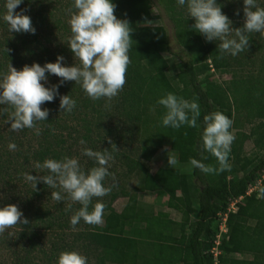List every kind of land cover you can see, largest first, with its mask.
Wrapping results in <instances>:
<instances>
[{"label": "trees", "instance_id": "16d2710c", "mask_svg": "<svg viewBox=\"0 0 264 264\" xmlns=\"http://www.w3.org/2000/svg\"><path fill=\"white\" fill-rule=\"evenodd\" d=\"M32 1L24 0L20 5L28 10ZM40 1L48 3L51 10L48 9L47 14L56 23V28L64 31L67 15L75 11L73 0ZM112 2L116 6L114 15L128 21L133 42L128 52L125 84L116 97L94 101L80 85L65 82L58 93L60 96L69 95L76 101L73 111L61 112L57 97L41 105L42 109L49 110L44 122H36L33 129L17 131H12L10 123H6L11 107L0 105V206H17L22 218L28 221L26 225L18 221L17 226L0 232V264H57L59 254L64 251L79 252L86 257L87 264H213L207 251L224 216L227 240L222 239L218 246V264H264V198L259 197V190L264 187V144L262 156L249 158L242 154L243 143L253 131L250 134L236 131L227 159V164H231L222 172L205 174L191 166L190 174H179L177 170L168 168L151 173L146 165L166 147L177 155L182 164H189L190 158H195L206 166L218 168L216 158L201 150V129L161 126L165 110L156 101L164 93L195 100L201 109L198 125H201L204 114L219 111L232 120L231 131L237 126V115L247 111V121L257 120L262 126L264 81L260 75L264 74L263 59L259 61V78H250L256 79L252 84L238 80L236 74H232L229 85L224 87L223 83L212 80L207 72L213 69L219 74L229 73L235 57L221 52L217 47L219 41L206 42L202 35L196 33L192 29L193 19L188 17L185 8L177 5L176 0ZM216 2L222 6V14L231 21L232 28L242 27L243 0ZM256 2L264 8V0ZM3 4L4 0H0V15ZM150 4L172 24L179 46V50L172 53L177 60L174 65L162 56L159 49L162 41L150 30ZM57 14L62 18H56ZM30 19L35 34L19 33L25 34L26 38L15 33L11 36L6 30L7 25L0 19V34L4 33L0 37V72H6L8 61L19 71L33 63L40 66L53 63L59 54L63 56L64 51L71 56L68 48H61L58 55L45 48L39 28H44L47 19L40 11ZM247 35V50L238 56L253 60L256 52L264 51V33ZM178 53L184 54L180 56ZM171 67L175 69L172 77L168 76ZM46 76L50 82L45 87L60 80L54 75L46 73ZM125 135L131 138L125 139ZM82 139L84 144L80 143ZM10 143L16 145L15 150L8 149ZM120 144L125 150L131 144L135 146V158L125 151L118 154ZM84 148L107 150L114 159L122 157L127 177L134 178L135 182L129 190L117 184L112 186L114 180L111 174L107 176L104 186L110 191L103 197L92 199V204H104L102 223L90 225L81 220L73 228L70 218L79 209V203L71 201L59 187L50 189L42 182L34 190L25 181L24 174L46 175V170L36 169L34 164L65 156L77 158L81 168L87 172L96 164L82 155ZM108 172L111 173L110 170ZM163 180L179 183L180 198L185 199L186 210H182L183 199L180 198L170 199L166 207H160L158 201L167 191ZM253 187L257 190L248 194ZM53 191L61 193V202L52 200ZM144 194L156 196L152 205L138 199ZM118 198L126 199L122 212L130 217L128 220L120 219L113 208ZM191 198L196 200L198 219L186 234L179 222L169 218L168 211L178 209L182 215L181 222L189 223L187 212L192 210ZM232 204L236 210L231 212ZM234 255H250L252 259L240 260Z\"/></svg>", "mask_w": 264, "mask_h": 264}, {"label": "clouds", "instance_id": "9594fccd", "mask_svg": "<svg viewBox=\"0 0 264 264\" xmlns=\"http://www.w3.org/2000/svg\"><path fill=\"white\" fill-rule=\"evenodd\" d=\"M24 0H4L3 13L0 19L7 25L8 32L35 34L26 9L14 11ZM177 5L185 8L194 23L192 29L202 35L206 42L219 41L217 47L221 52L233 57L245 52L249 45L248 33H264V8L257 5L256 0H243V25L232 28L231 21L222 14L221 5L216 0H176ZM115 4L112 0H73L70 11L71 35L67 38V47L79 61L78 65L63 66L64 58L57 56L55 62L40 66L33 63L25 65L19 71L9 61L6 72H0V105H8L12 112L6 123H10L12 131L33 129L36 122H44L49 110L41 108L45 102H52L59 97L61 112L71 113L76 101L69 95L60 96L59 87L72 81L80 85L92 100L116 97L125 84V73L129 64L128 52L131 44V29L127 20L118 19L114 15ZM4 51L7 50L4 48ZM48 75L60 78L57 84L45 87ZM156 104L165 110L160 123L163 127L180 129L181 127L200 128V147L216 158L219 167L206 166L200 160L190 158L189 164L205 174L225 171L230 146L234 136L229 131L232 120L219 111L209 112L202 117L201 125L197 124L201 117L200 105L195 100H187L173 93H164ZM38 134V130H37ZM81 144L85 141L82 139ZM16 145L10 143L9 150ZM117 150L115 146H112ZM82 155L93 160L96 166L85 172L77 158L62 157L36 162L34 167L46 170L47 174L33 176L24 174V179L35 190L42 182L50 189L59 187L73 202L80 207L70 218V225L75 226L83 220L90 225L102 222L104 204H92L94 197L100 198L108 194L110 188L104 186L108 172V162L112 155L107 151H93L84 148ZM169 167L175 166V158L167 159ZM259 197L264 198V187L259 190ZM52 200L61 202L63 196L59 191L51 192ZM91 205V208H90ZM23 214L15 205L0 206V232L5 229L28 224ZM57 264H87L85 256L77 251L61 252Z\"/></svg>", "mask_w": 264, "mask_h": 264}, {"label": "rangeland", "instance_id": "374dc122", "mask_svg": "<svg viewBox=\"0 0 264 264\" xmlns=\"http://www.w3.org/2000/svg\"><path fill=\"white\" fill-rule=\"evenodd\" d=\"M31 4L32 6H30V8H28V10H26L24 14L29 17H33L35 15H38V12L40 11V13L44 15V17H46L47 22L44 23V28H39V31L41 32V40L43 41L45 48L48 51H50L49 53H54L58 55V51L61 50V48H64V49L68 48L67 38L71 35L70 26L68 24V20L70 19V13L68 12L69 16L67 15V18L65 17L66 19L63 18L65 19V23L67 24V26L64 31L63 30L61 31V30H58V28H56L57 27L56 23L47 14V10L48 9L51 10V7L48 8V3L42 2L40 0L39 1L33 0ZM149 8L151 9V16H150V22H149L150 30L156 35L157 39L162 41V44L160 45V48H159L160 52L162 53V56L168 59L171 65H174L177 63V60H176V57L172 56V53H174L175 51H178L179 46L177 45L175 38H174L172 24L163 16V13H161V11L159 12L155 8H153L152 4L149 5ZM21 9H24V8L20 5V8L18 6L17 9H14V11H20ZM56 18L60 19L62 17H60V15L57 14ZM7 31H6V35H8ZM9 33H11V36H12L15 32H9ZM3 34L4 33H1L0 37ZM15 34H17L18 37L21 36L23 38H26L25 34L24 35H19V33H15ZM38 35L40 38L39 32H38ZM178 54L182 56L184 53L183 54L178 53ZM58 56H61V55L59 54ZM62 57L64 58L63 66H72V65L79 64V61L72 54L70 56V54L67 52L65 53V51L63 52ZM67 59H69V63L67 62ZM260 60L264 61V51H261V50L256 52V58H254L253 60H245V59L239 58V56L237 55L235 56V61L231 62V69H230L231 71H229V73L221 72L219 74L218 72L211 69L210 72H207V75L211 76L212 80L223 83L222 85H224V87L229 85L232 74L233 75L236 74L235 78H237L238 80H242L244 82H249V85H250L254 81H256L257 78H259V76L257 77V74L259 72V66L261 64V62H259ZM174 74H175V69L171 67L169 69L168 76L172 77L174 76ZM251 77H256V79L250 80ZM260 77H262L264 81V74H261ZM49 82L50 81L48 78L47 83L44 86L48 85ZM246 115H247V111H241L239 115H237V118H238V122L236 123L237 126L233 127L230 132L232 133V135H234L236 131L243 132L245 134H250L253 131L251 136L248 139H246L245 142L243 143V153L242 154L249 158H252L254 156L256 157L262 156L264 137L261 138V136L264 135V121H263L262 126L257 120H254L251 123H249L245 117ZM129 138L131 137H129L128 135H125V139H129ZM134 147L135 146L131 144L127 146L125 150L124 146L120 144L117 151H119L118 154L125 151L130 156L135 158ZM169 158H175L177 160V164L175 166L169 167L167 164V159ZM229 164L231 163L229 162ZM146 165L151 173H155L160 168H168V169L177 170L179 174H190L191 169H192L190 164L180 163L178 161L177 155L166 147L159 150L155 158L153 159V161L146 163ZM107 167H108V170H110L111 172L110 174H111L112 179L114 180L112 186L117 184L118 187H125L129 190L132 188L135 181H134V178L127 177V174L125 173L127 169L123 163L122 157L121 159L120 157L119 159H114V157H112V159L108 162ZM262 179H264V177H262ZM111 183L112 181H109V184ZM163 183L165 187L167 188V191L163 193L161 200H159L158 202L160 204V207L164 208L166 207V203L168 200L171 199L174 201L175 199L182 197V195L180 191V185L177 181L163 180ZM256 186H259V184H257ZM252 189H253L252 190L253 192L257 190L256 187H253ZM252 191H250V193ZM155 198L156 196L153 194H144V195H139L138 199L142 203H146L147 205H152L154 203ZM180 199H183L181 208L184 211L186 210L184 206L185 199L184 198H180ZM190 202H191L190 206L192 207L191 208L192 210L187 212L189 213V216H190L189 223L181 222L182 215L180 211H178V209H170L168 211L169 218L173 219L174 221H178L180 223V228L182 232L186 234H188L192 230L195 221L198 219V214H197L198 206L196 204V200L191 198ZM125 203H126L125 198H118L113 203V208L115 212L119 215V218L122 220H128L130 218L129 216H127L126 214L122 212V209ZM232 208L234 211L236 210L235 207L230 206V210H232ZM233 257L236 259H240V260L252 259L250 255H234Z\"/></svg>", "mask_w": 264, "mask_h": 264}, {"label": "built area", "instance_id": "2783aa9c", "mask_svg": "<svg viewBox=\"0 0 264 264\" xmlns=\"http://www.w3.org/2000/svg\"><path fill=\"white\" fill-rule=\"evenodd\" d=\"M262 177H264V173L262 175ZM253 189L251 188L249 190V193L250 191H252ZM231 206L235 207L234 204H232ZM231 212L234 211L233 208L232 210H230ZM225 216L223 217L222 221L220 222L219 224V227H218V232L217 234L215 235V238L212 242V246L211 248L208 249L207 253L210 254L212 256V260H213V264H218V255H219V250H218V246L220 245L221 243V240L222 239H225L227 240V228L225 226Z\"/></svg>", "mask_w": 264, "mask_h": 264}, {"label": "crops", "instance_id": "0c3cea01", "mask_svg": "<svg viewBox=\"0 0 264 264\" xmlns=\"http://www.w3.org/2000/svg\"><path fill=\"white\" fill-rule=\"evenodd\" d=\"M173 220V219H172ZM176 222H178V221H176Z\"/></svg>", "mask_w": 264, "mask_h": 264}]
</instances>
